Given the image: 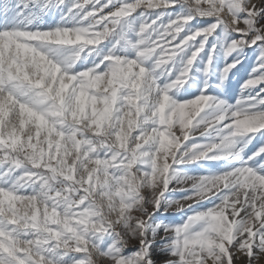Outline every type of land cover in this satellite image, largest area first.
<instances>
[{
  "label": "snow or ice",
  "instance_id": "obj_1",
  "mask_svg": "<svg viewBox=\"0 0 264 264\" xmlns=\"http://www.w3.org/2000/svg\"><path fill=\"white\" fill-rule=\"evenodd\" d=\"M242 262L264 0H0V264Z\"/></svg>",
  "mask_w": 264,
  "mask_h": 264
},
{
  "label": "rangeland",
  "instance_id": "obj_2",
  "mask_svg": "<svg viewBox=\"0 0 264 264\" xmlns=\"http://www.w3.org/2000/svg\"><path fill=\"white\" fill-rule=\"evenodd\" d=\"M250 68V64L246 66L245 69H243L239 74L237 80L233 83L232 85V91L234 94H238V89H239V83L240 81L246 76L247 71Z\"/></svg>",
  "mask_w": 264,
  "mask_h": 264
},
{
  "label": "bare ground",
  "instance_id": "obj_3",
  "mask_svg": "<svg viewBox=\"0 0 264 264\" xmlns=\"http://www.w3.org/2000/svg\"><path fill=\"white\" fill-rule=\"evenodd\" d=\"M242 264H243V262H242Z\"/></svg>",
  "mask_w": 264,
  "mask_h": 264
}]
</instances>
